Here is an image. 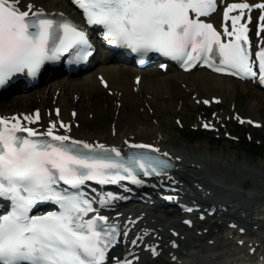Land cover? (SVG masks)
Here are the masks:
<instances>
[{
  "label": "snow or ice",
  "instance_id": "6c2138e0",
  "mask_svg": "<svg viewBox=\"0 0 264 264\" xmlns=\"http://www.w3.org/2000/svg\"><path fill=\"white\" fill-rule=\"evenodd\" d=\"M73 2L89 26H102V39L110 46L141 58L157 53L186 71L201 65L264 84V40L254 60L248 27L250 12L258 9L257 35L264 33V2L227 5L222 32L202 19L217 11V0ZM34 9L24 0H0V88L19 75L36 78L46 64L65 56L69 65L79 66L94 55L84 28L62 13L53 18ZM55 115L60 116L59 109ZM40 120L39 110L0 117V204L5 206L0 212V264H138L140 247L158 255V247L140 236L129 243L130 229L122 228L118 218L110 221L101 214L122 197L111 192L97 197L88 188L89 182L123 188L142 187L146 178L167 176L173 181L176 165L170 154L134 140L124 141L125 151L76 138L72 125L63 121L51 120L43 130L32 126ZM44 204L55 208L40 211ZM171 246L179 247L175 241ZM177 259L173 255L174 264Z\"/></svg>",
  "mask_w": 264,
  "mask_h": 264
},
{
  "label": "bare ground",
  "instance_id": "6f19581e",
  "mask_svg": "<svg viewBox=\"0 0 264 264\" xmlns=\"http://www.w3.org/2000/svg\"><path fill=\"white\" fill-rule=\"evenodd\" d=\"M24 2L25 5L38 4L49 11H67L69 7L67 0H24ZM98 74L109 82V89L122 92L121 96L117 95L113 99L123 103L119 109V116L117 118L113 116V122H116V134L108 129L104 120L100 126L93 127L95 122L103 119L108 112L106 102L109 99L101 97L103 90L97 80ZM137 74L142 75L138 94L133 92L134 76ZM183 83L188 84L189 90L197 88V91L205 94L216 92L224 102L228 96L236 94V83L233 80L205 71L169 76L158 71L134 72L132 69L103 64L77 79L56 80L42 91L16 96L12 101L0 104V112L6 115H12L19 110L31 112L35 104V107L42 110L51 106L54 111L58 107L62 111V116L68 119L70 112L77 110L76 122H81V125L78 129H72L71 134L74 137L116 146H125V140L151 142L175 156L178 164L177 179L171 181V184H180V178L190 188L195 183L204 184L210 189L222 187L232 195L216 193L214 196L254 205L252 209L241 211L246 215L244 218L236 214H219L212 220L217 219L224 228L228 218L229 225L234 223L238 228L231 226L223 232L222 229H216L215 233L205 232L200 235L185 229L177 218H170L169 211L166 210L151 208L127 213L123 221L127 228L131 229L128 236L131 241L136 236H140L143 241L157 242L160 251L168 257L167 263L164 259L160 263L159 261L154 263L149 254L141 253L142 264H171L173 255L178 258L175 264H260L259 261L264 254V220L258 221V219L264 217V161L258 167L250 168L246 160L237 162L239 158L237 155L228 156L224 150L212 153L207 143L196 146L175 144L176 139L171 131L175 120L179 121L175 124H194L190 123L189 119L192 120L193 115L188 114L185 106L180 111L173 109L175 101L185 97L186 90L182 87ZM241 85L244 90H248L246 84L241 83ZM56 90L60 91V94L55 100L52 94ZM50 91L52 93L49 94ZM141 94L144 96L142 100ZM166 94L169 95L168 100L164 97ZM76 96L78 101H75ZM150 96L152 97L149 98ZM37 99L41 101L38 102ZM252 100L243 109L242 106L231 107V112H235L241 118L242 115H248L257 119L264 103V93L260 92ZM140 104L151 106L154 111L153 118L148 112L143 115L136 113V107ZM110 106L113 107L112 103ZM229 113L219 114L216 117L225 118ZM154 118L157 119L156 124L151 123ZM51 120L52 117L49 116V121ZM247 180L252 185L247 190L248 199H245L235 190L245 188L243 183ZM131 215L133 218L129 217ZM132 219L139 220V223L129 225L127 222ZM241 229L244 232H241ZM174 232L179 233L176 238L171 235ZM154 235H158L156 239L153 238ZM168 240L179 241L177 243L179 249L173 251L166 247ZM241 241L243 244L240 243Z\"/></svg>",
  "mask_w": 264,
  "mask_h": 264
},
{
  "label": "rangeland",
  "instance_id": "374dc122",
  "mask_svg": "<svg viewBox=\"0 0 264 264\" xmlns=\"http://www.w3.org/2000/svg\"><path fill=\"white\" fill-rule=\"evenodd\" d=\"M172 75H175V74H172ZM235 87H236V91H237V100H238V104H240V106H242V108H244L245 106H246V104L248 103V102H251V101H253L252 99H253V97H255L256 96V94H253L252 92H250V98H242L241 97V91L239 90V85H235ZM206 94L205 93H200V96H205ZM259 95V94H258ZM167 96V95H166ZM257 97V96H256ZM144 98V96L143 97H141L140 99L142 100ZM232 100V99H231ZM245 100V101H244ZM143 101H145V100H143ZM191 101V97L189 98V101H188V103L187 104H189V105H191L192 103L190 102ZM244 101V102H243ZM141 105H142V108H144V109H146V107H144L143 106V104H140L139 106H137L136 107V113H138L139 115H142L143 113H141ZM34 106H35V104H34ZM187 108L189 109V106L187 105ZM173 109L175 110V105L173 106ZM147 110V109H146ZM147 112V111H146ZM112 115H111V113L109 112L108 114H106L104 117H103V119H101V120H98V121H96L95 122V124H94V126L93 127H96L97 125L98 126H100L102 123H103V120L105 121V123H106V125H107V127H108V129H109V127L111 126L110 124H111V122H112V117H111ZM150 116H151V112H150ZM152 117V116H151ZM259 118H260V120H263L264 121V103L262 104V109L260 110V116H259ZM156 121H157V119L156 118H154L153 119V121H151V123H154V124H156ZM97 126V127H98ZM175 131V130H174ZM260 139L262 138L263 139V141H264V131H262V133L258 136ZM208 142V141H207ZM206 140H201V141H198V142H196V143H194L195 145H205L206 143ZM182 143H183V140L182 139H179V138H177L176 139V143L175 144H177L178 146H180V145H182ZM210 147V146H209ZM235 147V146H234ZM234 147H233V145L232 144H227V143H222V145L219 147H210V149H211V152L212 153H215L216 151H221V150H225V152L226 153H228L229 155L230 154H232V153H235V151L234 150H232V148L234 149ZM240 155V157L242 158L241 160H244V158L251 164V167H253L255 164L257 165V166H259V165H261L262 163H261V161H263V160H261V159H258V158H252V157H249V156H244V155H241V154H239ZM262 159H264V158H262ZM240 160V161H241Z\"/></svg>",
  "mask_w": 264,
  "mask_h": 264
}]
</instances>
